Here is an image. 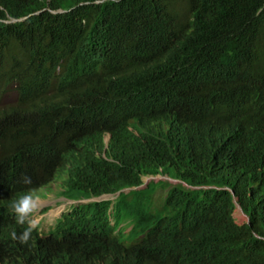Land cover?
I'll list each match as a JSON object with an SVG mask.
<instances>
[{"label":"clouds","instance_id":"clouds-1","mask_svg":"<svg viewBox=\"0 0 264 264\" xmlns=\"http://www.w3.org/2000/svg\"><path fill=\"white\" fill-rule=\"evenodd\" d=\"M42 10L6 13L0 22H25ZM87 41L86 50L60 38L30 51H21L16 40L2 49L0 126L9 124L15 136L30 127L39 131L45 113L71 117L73 126L60 127L65 137L40 177L32 181L28 168L16 162L26 186L5 194L10 181L1 180L0 264H223L232 252L219 242L221 225L212 223L200 232L187 217L170 226L174 220L166 207L173 184L226 189L235 203L234 220L238 211L250 225V215L226 183L229 146L221 123L194 121L184 115L185 107H174L177 113L166 109L167 100L174 103L189 89L180 74L192 62L167 57L139 63L110 39ZM100 94L136 97L142 106L127 122L115 121L98 103ZM245 109L241 102L229 105L231 118L244 114L229 123L261 131ZM209 159L217 180L198 175L209 173ZM259 164L263 167L264 159ZM185 175L198 178L189 181ZM157 188L166 191L160 196ZM147 189L151 193L145 194ZM136 209L138 215L130 213ZM141 220L146 225L134 233ZM254 234L264 240V233ZM238 241L241 247L244 242Z\"/></svg>","mask_w":264,"mask_h":264},{"label":"trees","instance_id":"trees-1","mask_svg":"<svg viewBox=\"0 0 264 264\" xmlns=\"http://www.w3.org/2000/svg\"><path fill=\"white\" fill-rule=\"evenodd\" d=\"M0 3L3 7L0 18L6 17V13L19 16L44 8L42 14H35L25 22L14 25L0 22V60L3 47L14 40L21 51H30L60 38L80 50L89 47L87 40L110 39L132 52L139 63L167 57L192 62L180 74L189 89L174 103L167 100L166 109L177 113L174 107H185L184 115L194 121L215 118L221 123L229 146L226 183L235 189L238 203L250 215V225L235 222L232 216L235 203L226 189L204 191L177 184L170 187L166 207L180 217L173 218L169 225H181L189 217L188 224L199 227L209 215V225H221L219 242L234 253L223 258V264H264V240L254 234V231L264 233V166L259 164L264 159V0H0ZM48 8L62 11L50 12ZM99 96L98 103L115 121L127 122L142 106L136 97ZM238 102L245 104L244 113L249 112L251 124H261V131L238 130L229 123L243 118L242 113L241 118L228 116V106ZM40 123L39 131L30 127L17 136L9 124L0 126V182L10 181L5 194L26 186L16 162L28 168L26 175L32 181L37 179L49 169L50 158L58 152L65 137L60 127L73 126L71 117L56 113H45ZM173 159L181 161L177 156ZM184 159H188V165L192 164L188 154ZM214 167L215 162L209 159V173L203 171L198 175L217 180L210 174ZM198 175L185 177L194 181ZM145 200L149 202L150 196ZM139 210L130 213L138 215ZM145 225L146 221L141 220L134 233ZM239 237L244 242L241 247Z\"/></svg>","mask_w":264,"mask_h":264},{"label":"rangeland","instance_id":"rangeland-1","mask_svg":"<svg viewBox=\"0 0 264 264\" xmlns=\"http://www.w3.org/2000/svg\"><path fill=\"white\" fill-rule=\"evenodd\" d=\"M165 189L163 188H157L155 194H159L161 196V193L164 194L165 193ZM234 217L236 218V222L239 224V225H242L245 221L244 219L240 216L239 212L238 211H235L234 212Z\"/></svg>","mask_w":264,"mask_h":264},{"label":"water","instance_id":"water-1","mask_svg":"<svg viewBox=\"0 0 264 264\" xmlns=\"http://www.w3.org/2000/svg\"><path fill=\"white\" fill-rule=\"evenodd\" d=\"M202 212H206L205 210L204 211H202ZM206 214V213H205ZM207 215V214H206ZM167 216L169 217L170 216V212L167 214ZM171 218L173 219V218H175V216H174V213L172 212V214H171ZM205 220H208V222L207 223H203L202 225H200L199 227H197L198 228V230L201 232V231H203L204 229H208L209 228V215H207V217H206V219ZM191 226H193V228H195L196 229V226L194 227V225L193 224H191Z\"/></svg>","mask_w":264,"mask_h":264}]
</instances>
